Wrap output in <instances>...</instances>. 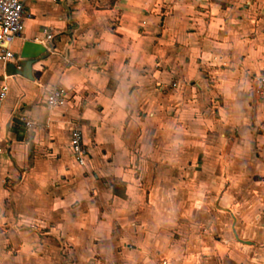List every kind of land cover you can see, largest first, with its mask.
<instances>
[{"label": "crops", "instance_id": "0c3cea01", "mask_svg": "<svg viewBox=\"0 0 264 264\" xmlns=\"http://www.w3.org/2000/svg\"><path fill=\"white\" fill-rule=\"evenodd\" d=\"M22 1L17 60L0 62V264H255L264 0ZM26 43L48 54L33 80ZM55 88L68 104L49 109Z\"/></svg>", "mask_w": 264, "mask_h": 264}, {"label": "built area", "instance_id": "2783aa9c", "mask_svg": "<svg viewBox=\"0 0 264 264\" xmlns=\"http://www.w3.org/2000/svg\"><path fill=\"white\" fill-rule=\"evenodd\" d=\"M26 8L22 0H0V62L5 65L15 62L16 55L12 51V44L24 35ZM52 36H48L51 40ZM256 92L262 102H264V70L257 79ZM8 92V87L4 86L0 93V100H3ZM69 91L64 88L51 90L46 97V106L49 109L63 108L68 104ZM27 128L33 129L35 123L29 118H23ZM70 149L75 163L84 167L88 161V150L84 142V134L78 127L70 130Z\"/></svg>", "mask_w": 264, "mask_h": 264}, {"label": "water", "instance_id": "95a60500", "mask_svg": "<svg viewBox=\"0 0 264 264\" xmlns=\"http://www.w3.org/2000/svg\"><path fill=\"white\" fill-rule=\"evenodd\" d=\"M47 57L48 54L46 53L45 47H43L40 44L26 43L24 45L20 58L23 65L22 67H20V69H17V74L27 79L33 80V76H32L33 65H35L40 60L46 59ZM235 235L237 240L242 242L238 237L236 231H235Z\"/></svg>", "mask_w": 264, "mask_h": 264}, {"label": "rangeland", "instance_id": "374dc122", "mask_svg": "<svg viewBox=\"0 0 264 264\" xmlns=\"http://www.w3.org/2000/svg\"><path fill=\"white\" fill-rule=\"evenodd\" d=\"M229 228H226V227H218L217 228V236H223V237H226V238H229L231 240H234L235 237L233 236L232 232L228 231ZM250 234L247 235L246 238L249 237ZM235 241V240H234ZM260 245L258 246L257 250H254L252 252H248L247 254L245 255H250V256H254V258H256L257 260H255L253 263L255 264H264V244L262 243H259ZM235 247H242L241 244H234ZM247 249H250V248H247ZM250 251V250H249ZM256 254V255H255ZM220 264V263H218ZM221 264H224L223 262Z\"/></svg>", "mask_w": 264, "mask_h": 264}]
</instances>
